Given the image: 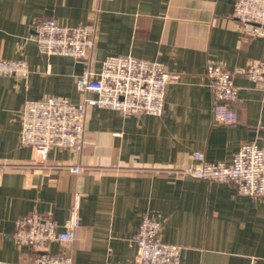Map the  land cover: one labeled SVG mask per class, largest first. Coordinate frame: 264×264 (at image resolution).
Listing matches in <instances>:
<instances>
[{
	"label": "crops",
	"instance_id": "obj_1",
	"mask_svg": "<svg viewBox=\"0 0 264 264\" xmlns=\"http://www.w3.org/2000/svg\"><path fill=\"white\" fill-rule=\"evenodd\" d=\"M237 0H0V58L25 60L26 78L0 76V264H29L36 247L17 246L15 221L33 212L64 223L80 197V225L66 250L74 264L133 262L135 236L146 214L163 223V241L185 248L181 264H264V197L240 195L230 182H215L152 168H179L204 152L230 162L246 142L264 147V85L234 78L238 121L213 116L210 63L228 69L264 60V37H246L235 17ZM89 25L94 48L84 60L43 53L36 22ZM158 60L181 77L167 88L162 115L125 114L89 106L86 147L53 148L38 160L21 141L19 111L27 99L95 98L77 81L99 72L107 56ZM71 165L86 166L76 174ZM116 167V168H115ZM118 168V169H117Z\"/></svg>",
	"mask_w": 264,
	"mask_h": 264
},
{
	"label": "built area",
	"instance_id": "obj_2",
	"mask_svg": "<svg viewBox=\"0 0 264 264\" xmlns=\"http://www.w3.org/2000/svg\"><path fill=\"white\" fill-rule=\"evenodd\" d=\"M234 15L241 24L244 36L264 37V0H237ZM34 33L43 53L78 61L84 60L95 46L93 29L85 24L69 26L53 18H44L36 22ZM28 74L29 67L25 60L0 58V76L26 78ZM236 76L247 77L264 85V60L252 59L234 69L216 63L208 64L206 77L212 90L213 116L223 124L238 121V112L231 106L238 98L239 88L234 82ZM180 80L178 74L168 71L164 63L158 60L131 55L107 56L99 72L85 69L77 81L80 91L95 92L97 97H86L77 104L50 96L27 99L19 111L21 141L35 148L42 163L53 148H70L79 152L87 145L85 122L89 106L110 108L125 114L159 116L164 112L168 86ZM192 158L194 163L179 168L143 170L153 175L170 173L207 181L230 182L240 195L264 197V147L256 142L244 143L228 163L211 162L204 152H194ZM5 168L0 165V174ZM68 168L76 174L87 169L83 165ZM80 197L77 193L64 223L42 212L17 218L11 234L14 243L39 250L29 264H74L71 252L63 249L53 252L49 246L53 242L70 246L75 241L80 225ZM162 230L163 223L146 214L135 236V260L129 263L107 261L106 264H181L185 248L163 241Z\"/></svg>",
	"mask_w": 264,
	"mask_h": 264
}]
</instances>
